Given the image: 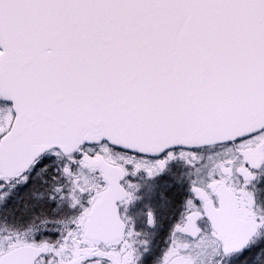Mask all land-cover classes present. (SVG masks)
Segmentation results:
<instances>
[{
  "label": "snow or ice",
  "instance_id": "1",
  "mask_svg": "<svg viewBox=\"0 0 264 264\" xmlns=\"http://www.w3.org/2000/svg\"><path fill=\"white\" fill-rule=\"evenodd\" d=\"M0 264H264V0H0Z\"/></svg>",
  "mask_w": 264,
  "mask_h": 264
}]
</instances>
